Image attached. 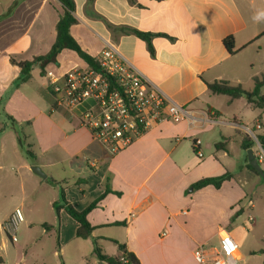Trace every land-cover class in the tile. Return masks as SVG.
I'll return each mask as SVG.
<instances>
[{
    "label": "crops",
    "instance_id": "1",
    "mask_svg": "<svg viewBox=\"0 0 264 264\" xmlns=\"http://www.w3.org/2000/svg\"><path fill=\"white\" fill-rule=\"evenodd\" d=\"M73 2L77 23L69 33L85 53L96 59L106 46H113L168 101L191 116L158 123L125 150L111 154L80 123L85 111L95 110L93 101L85 100L71 110L54 102L46 73L60 79L71 69L86 67L76 53L64 49L43 68L35 63L24 83H18L20 69L10 62L32 61L50 51L63 13L58 2L0 0V180L10 181L7 171L18 165L21 192L10 194L9 200L24 213L18 239L16 235L10 241L0 227V264H26L29 249L38 241L55 239V229L43 228L56 225L53 203L58 200V188L52 181L63 183L66 199L80 211L102 194L106 177L120 196L107 194L87 215L97 242L125 244L140 264H197L195 249L212 246L222 234H231L230 218L243 212L239 204L247 197L233 173L232 137L226 132L235 125L240 133L242 125L223 114L224 106L240 99L221 104V95L210 93L206 84L226 81L252 91L253 79L264 78V59L256 63L251 55L253 47L264 54V0ZM127 29L152 34V52ZM228 36L234 39L233 53L223 44ZM244 101L262 118L264 110ZM17 132L30 159L18 145ZM195 139L203 152L198 161L192 156ZM31 167L44 173L41 182L33 180ZM244 168L249 172L246 164ZM226 172L232 178L219 189L207 186L187 193L197 180ZM32 213L41 217L34 219ZM111 227L120 230L113 235L102 232ZM65 228L69 229L65 240L77 239L76 222L60 210L55 257L63 253ZM15 245L20 246L17 251ZM10 251L16 252L13 258Z\"/></svg>",
    "mask_w": 264,
    "mask_h": 264
},
{
    "label": "built area",
    "instance_id": "2",
    "mask_svg": "<svg viewBox=\"0 0 264 264\" xmlns=\"http://www.w3.org/2000/svg\"><path fill=\"white\" fill-rule=\"evenodd\" d=\"M95 60L97 68H74L60 79L51 72L46 76L56 105L71 110L85 100L93 101L95 110L85 111L80 123L111 154L125 150L158 123L178 122L191 116L183 107L168 101L113 46H106ZM200 145L198 139L192 143L198 159L203 157ZM23 220L17 208L0 225L10 241L15 240ZM248 221L252 223L253 218ZM193 257L197 264H238L240 260L238 244L229 233L222 234L217 245L198 246Z\"/></svg>",
    "mask_w": 264,
    "mask_h": 264
},
{
    "label": "rangeland",
    "instance_id": "3",
    "mask_svg": "<svg viewBox=\"0 0 264 264\" xmlns=\"http://www.w3.org/2000/svg\"><path fill=\"white\" fill-rule=\"evenodd\" d=\"M2 7L3 6L0 5V11ZM262 23H264V21H262ZM252 49L251 55L254 57L256 63L259 59H264V54L257 52L256 47ZM261 94L264 95V88L261 89ZM228 99V97L221 96L219 101L221 104H225ZM243 102L245 101L242 98L239 101H234L231 107L224 106L223 108V114L227 120L231 122L233 119H236V123L242 125L240 133L237 132V127L235 125L227 127L226 132L232 137L230 140V151L233 159V173L236 175V179L239 180L242 190L247 195L239 204L243 212L234 218L233 223H229L227 229L230 231V235L239 247L240 260L238 264H264V256H262L264 254L261 255V252L264 251V177L245 170L244 164L248 163V149L244 150L239 146V142L245 137L251 140L252 148L250 149L253 150L256 159L259 161L258 164L261 170L264 171V151H262L257 140V136H264V114H262V118L257 116L259 111L251 107H245ZM256 125L259 126V128H255ZM244 127H247L248 130H245ZM192 156L198 161L195 155L192 154ZM30 158L31 157H29V159ZM240 167L241 169H239ZM20 171L18 165L11 166L7 171L11 178L10 181L0 180V222L10 211L12 212L15 209L14 207L16 204L9 200V195H18L21 192V184L16 179ZM31 176L33 180L38 182L43 180L37 174L31 173ZM25 191H28L27 187ZM31 216H33L34 219L41 217L40 214L36 213H32ZM249 217L253 218L252 223H249ZM43 218L46 219L45 214H43ZM64 230L62 236L64 239L63 253L58 252L60 256H58V253L56 257L52 255L53 251L56 249V240L54 237H51L49 241H38L32 249H29V257L26 260V264H42L43 262L45 264H100L93 255V245L90 239H75L69 242L67 240L68 238L65 240L66 236L69 237V229L65 228ZM119 230L118 228L111 227L102 230V232L106 235H113V233ZM34 233L33 231V235ZM212 244L217 245V241H213ZM98 246L101 252L107 255H114L117 252V247L112 242L98 241ZM19 247V245H15L16 251ZM15 255L16 252L10 251L11 258Z\"/></svg>",
    "mask_w": 264,
    "mask_h": 264
},
{
    "label": "trees",
    "instance_id": "4",
    "mask_svg": "<svg viewBox=\"0 0 264 264\" xmlns=\"http://www.w3.org/2000/svg\"><path fill=\"white\" fill-rule=\"evenodd\" d=\"M60 7L62 8V15L59 17L58 22L55 26L56 30V37L53 45L50 48V51L43 56L34 58L32 61L28 62H20L16 63L13 60L10 62L16 65L20 69V77L18 83H24L30 78V70L31 67L35 63H39V65L43 68L48 63H52L56 60V56L64 49H68L76 53V55L89 67L97 68V63L95 58L91 57L87 53H85L77 42L72 38L69 33V29L72 25L77 23V20L74 16V2L73 0H56ZM132 2L133 0H129ZM131 33H133L139 39L145 41L148 45V49L152 52V47L150 44L152 34L140 32L134 29H127ZM223 44L226 50L229 53H233L234 48V39L232 36H228L223 40ZM254 88L252 91H245L240 85L232 86L226 81H215L212 83H207L206 87L210 91V93L214 95H221L226 96L231 100H238V99H245L248 104L256 109L264 110V96L260 94L261 87H264V78L258 79L254 78ZM11 119V118H10ZM18 133V145L21 150L24 152L27 158L31 157L30 152L27 150L26 145L24 144L21 138V132ZM258 143L262 151H264V136H257ZM220 145L223 144H216L215 148H219ZM252 145V141L247 139L246 137L241 142V147L244 150L250 149ZM246 168L253 172L255 175H259L248 163L246 164ZM264 177V176H262ZM232 178V174L226 172L222 175L215 176V177H206L197 180L196 182L192 183L187 193H194L204 187L211 186L215 189H219L223 182L228 181ZM54 186L58 188V200L53 203L54 213L56 216V225L49 226L43 225L44 229H55L56 233V247L57 251L59 249V211L64 210L65 213L76 222L77 228L75 231V237L81 240L90 239L93 245V255L95 256L96 260L102 264H140L138 258L135 256L134 253L129 251L125 244H117L118 254L117 255H106L101 252L97 239L92 236V232L94 231V227L90 225L87 220V215L95 208H97L98 203L107 195V194H114L116 196H120L119 192H115L111 190L109 185V177H106L104 190L101 195H99L94 201H92L88 206H86L82 210H76L70 202L66 199L63 183L62 182H51ZM190 190V191H189ZM239 215V212H236L231 218L230 222L234 221V218ZM113 225L116 226H124L125 222H115ZM264 254V251L261 252Z\"/></svg>",
    "mask_w": 264,
    "mask_h": 264
},
{
    "label": "water",
    "instance_id": "5",
    "mask_svg": "<svg viewBox=\"0 0 264 264\" xmlns=\"http://www.w3.org/2000/svg\"><path fill=\"white\" fill-rule=\"evenodd\" d=\"M247 161H248V165H250L260 176H264V171L261 170L252 149L247 150ZM31 170L40 177H45V175L40 171L39 168L31 167Z\"/></svg>",
    "mask_w": 264,
    "mask_h": 264
},
{
    "label": "clouds",
    "instance_id": "6",
    "mask_svg": "<svg viewBox=\"0 0 264 264\" xmlns=\"http://www.w3.org/2000/svg\"><path fill=\"white\" fill-rule=\"evenodd\" d=\"M261 17L260 16H257L255 19H260Z\"/></svg>",
    "mask_w": 264,
    "mask_h": 264
}]
</instances>
